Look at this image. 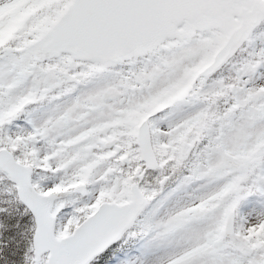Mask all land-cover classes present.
<instances>
[{"label":"snow or ice","instance_id":"1","mask_svg":"<svg viewBox=\"0 0 264 264\" xmlns=\"http://www.w3.org/2000/svg\"><path fill=\"white\" fill-rule=\"evenodd\" d=\"M0 264H264V0H0Z\"/></svg>","mask_w":264,"mask_h":264}]
</instances>
